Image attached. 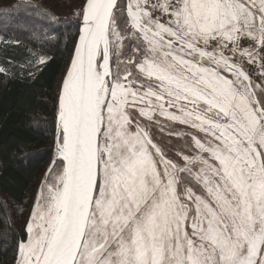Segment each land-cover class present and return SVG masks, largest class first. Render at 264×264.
Wrapping results in <instances>:
<instances>
[{
	"label": "snow or ice",
	"instance_id": "snow-or-ice-1",
	"mask_svg": "<svg viewBox=\"0 0 264 264\" xmlns=\"http://www.w3.org/2000/svg\"><path fill=\"white\" fill-rule=\"evenodd\" d=\"M57 6L0 4L5 46L75 28L52 159L22 231L3 221L11 264H264V0Z\"/></svg>",
	"mask_w": 264,
	"mask_h": 264
},
{
	"label": "trees",
	"instance_id": "trees-1",
	"mask_svg": "<svg viewBox=\"0 0 264 264\" xmlns=\"http://www.w3.org/2000/svg\"><path fill=\"white\" fill-rule=\"evenodd\" d=\"M46 28L16 31L20 44H0V260L11 261L4 248L14 236L5 227L8 221L17 233L22 231L32 206L34 187L52 157L51 139L58 81L67 64L75 40V28L64 20L30 21ZM51 57L43 67L36 66V54ZM46 102V103H45Z\"/></svg>",
	"mask_w": 264,
	"mask_h": 264
},
{
	"label": "rangeland",
	"instance_id": "rangeland-1",
	"mask_svg": "<svg viewBox=\"0 0 264 264\" xmlns=\"http://www.w3.org/2000/svg\"><path fill=\"white\" fill-rule=\"evenodd\" d=\"M35 2L37 3H41V4H45L47 6H51V4L53 3V0H35ZM55 2L57 4L63 3L65 6H57L55 8H53V11L56 13L57 16H70L71 12L70 9L66 6L67 3L69 2V0H55ZM75 2H78V0H75ZM18 3H22V0H0V4H18ZM33 24V22L29 21V25ZM36 29H40L41 26L35 24ZM41 30L43 32H48V30H46V28H41ZM65 70V68H64ZM64 73V71H63ZM62 73V75H63ZM61 75V76H62ZM164 134V133H162ZM166 145H162V147H165ZM45 172V171H44ZM44 172L40 175L39 180L37 181L35 187H34V195L36 193L37 187L40 184L43 176H44ZM6 264H11V261L6 263Z\"/></svg>",
	"mask_w": 264,
	"mask_h": 264
},
{
	"label": "flooded vegetation",
	"instance_id": "flooded-vegetation-1",
	"mask_svg": "<svg viewBox=\"0 0 264 264\" xmlns=\"http://www.w3.org/2000/svg\"><path fill=\"white\" fill-rule=\"evenodd\" d=\"M154 132L156 133L157 135V138H158V142L161 143V146L162 145H166L168 147H170L171 145L175 144L176 141L169 138L168 135H167V130H165L164 134L160 133L158 130L154 129Z\"/></svg>",
	"mask_w": 264,
	"mask_h": 264
},
{
	"label": "water",
	"instance_id": "water-1",
	"mask_svg": "<svg viewBox=\"0 0 264 264\" xmlns=\"http://www.w3.org/2000/svg\"><path fill=\"white\" fill-rule=\"evenodd\" d=\"M52 155H53V153H52ZM51 159H52V157H51Z\"/></svg>",
	"mask_w": 264,
	"mask_h": 264
}]
</instances>
